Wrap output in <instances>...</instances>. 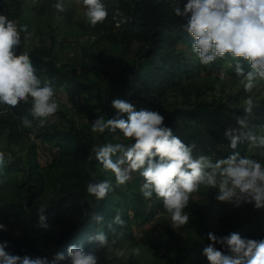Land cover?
<instances>
[{
    "label": "rangeland",
    "instance_id": "374dc122",
    "mask_svg": "<svg viewBox=\"0 0 264 264\" xmlns=\"http://www.w3.org/2000/svg\"><path fill=\"white\" fill-rule=\"evenodd\" d=\"M55 2L0 0V14L18 21L20 25H27L28 33L24 34V37L27 36V39L24 38L26 50H50L58 68L76 73L80 79L88 82L90 91L72 96L66 84L53 86L59 110L48 118L43 128L36 129L20 142L14 141L7 126L0 125V152L6 153L5 164L0 172V179L6 178V182L0 185V223L5 225L6 230L0 231V237L12 235L33 238L22 215L28 197L46 206L62 196L61 181L70 172V159L59 147L56 148L43 137L45 132L55 128L69 130L74 126L85 130L93 145L131 143L119 131L112 134L106 130L99 134L91 130V123L100 115L106 119L115 116L116 110L111 107V102L116 99L114 91L121 88L124 82H128L131 88L128 95L121 99L133 104L136 110L159 111L165 117L175 106L199 108L202 122L195 127L181 126V133H196L199 137L194 155L209 156L204 150L203 139L200 140V134L206 132L207 127H239L236 118L245 114H239L238 111L245 107L244 101L249 96L257 105L252 115L247 117L249 126L258 135H264V128L260 127L263 123L258 122L260 119L257 115V112H264V81H258L251 93L245 92L240 78L233 73L234 67H229L230 59L219 61L218 58L204 65L194 77L185 79L189 86L186 92L172 91L159 102L154 101L150 95H145L143 100L141 96L144 95L137 89L141 85L132 76L131 69L142 60L147 46L139 41L125 45L111 40L107 29L100 30L107 21L92 27L86 20L83 6L77 0H63L64 12H57L52 7ZM184 3L186 0H173L174 6L183 7ZM113 34L119 37V31ZM182 46L188 58L196 60L190 48ZM10 114L11 108L0 105V116L8 117ZM216 144L218 147H226L223 142ZM247 146L246 157L264 163V153ZM255 150L259 155H255ZM44 152L51 156L49 162H42L41 155ZM92 159L96 160L93 153ZM95 163L90 166L94 178H108L119 192L127 194L131 200L136 194H141L140 186L144 181L138 172L132 173V179L127 185L118 187L114 174L105 171L98 161ZM119 192L115 191V194L121 198ZM217 194V189L201 186L198 192L192 194L185 209L190 214L189 223L175 229L163 206L157 208L160 200L153 195L151 199H145L148 215L143 219H132L133 233L111 245V251H100L109 258L111 264H209L202 255L203 248L210 243L209 232L218 237L235 232L241 237L264 239V209L257 210L252 204L234 207L218 201ZM63 214L73 218L77 216L74 212ZM130 216H134L133 210H130ZM59 231L60 227L57 226L56 234ZM131 247L140 248L138 257L130 254H126V257L116 256V249ZM216 248L228 253L224 245L217 244Z\"/></svg>",
    "mask_w": 264,
    "mask_h": 264
},
{
    "label": "clouds",
    "instance_id": "9594fccd",
    "mask_svg": "<svg viewBox=\"0 0 264 264\" xmlns=\"http://www.w3.org/2000/svg\"><path fill=\"white\" fill-rule=\"evenodd\" d=\"M82 5L87 22L95 27L103 23L108 11L103 0H77ZM52 7L57 12L65 11L63 0H56ZM174 13L184 19V30L192 38V51L202 65H209L219 59H230L229 67H234L235 75L247 93L264 81V0H186L183 7L176 6ZM22 33H28L27 25L0 14V105L16 108L21 102L31 103V117L21 118L23 128H43L49 117L59 110L55 90L42 84L37 69L33 66L28 51L16 54L21 46ZM27 39V36L24 37ZM247 64V69L245 68ZM245 115L237 117L238 128H228L225 136L230 147L239 144L249 147H264V135H258L249 126L247 117L257 107L249 96L244 101ZM111 107L115 116L106 119L97 117L91 124L93 133L103 134L106 130L119 132L131 143H107L93 145L91 152L105 171L114 174L116 186H125L132 179V173L143 177L140 192L145 199L153 195L161 200L164 211L175 229L189 223L190 214L185 211L192 194L201 186L217 189L216 199L220 202L240 207L252 204L257 210L264 209V163L242 157L233 152L227 158L215 161L210 156L194 155L195 144L186 145L165 125V117L159 111L136 110L134 105L123 99H114ZM126 114L127 118H123ZM260 127L264 128V125ZM119 154L118 158L113 159ZM6 153L0 152V172L5 164ZM6 178L0 179V185ZM109 181L88 182L86 191L96 202L104 200L112 191ZM47 207L38 209V226L47 228ZM102 215H94L97 223ZM113 224L123 225L119 210L108 224L109 230L119 235ZM5 225L0 223V231ZM210 243L202 250L209 264H264V239L241 237L239 233L218 237L208 233ZM96 248L85 251L83 246L70 245L66 255L56 252L49 261L47 257L32 258L29 255H15L6 249L8 242H0V264H60L70 260V264H98V249L112 250L105 232L89 237ZM217 244L227 247L225 254L216 248ZM117 257L126 254L139 256L140 248L116 249Z\"/></svg>",
    "mask_w": 264,
    "mask_h": 264
},
{
    "label": "trees",
    "instance_id": "16d2710c",
    "mask_svg": "<svg viewBox=\"0 0 264 264\" xmlns=\"http://www.w3.org/2000/svg\"><path fill=\"white\" fill-rule=\"evenodd\" d=\"M107 7V23L100 27L101 31L107 29L109 38L114 41H120L125 45H130L135 41L142 42L147 46L142 60L131 69V74L141 87L137 88L140 94L150 95L154 101H161L172 91L186 92L189 89L185 79L194 77L198 71L204 67L196 60L188 58L182 45H187L192 51V38L184 30V19L177 17L174 13L173 0H103ZM109 25V26H107ZM115 31H119V37H116ZM112 34V35H111ZM16 54L28 51L33 66L37 69L42 84L48 83L53 86L67 85L68 91L72 96L80 95L83 91H90L88 82L80 79L76 73L62 71L56 65L50 50L46 48H35L33 50L25 49L24 34L22 33V43L16 48ZM225 60V59H218ZM247 69V67H246ZM233 73L235 74L234 70ZM131 86L124 82L123 86L114 91L116 99L124 98L128 95ZM144 96L141 99L144 100ZM244 109V108H243ZM243 109L238 113H244ZM257 115L264 125V112H257ZM31 117V103L21 102L16 108H11V114L8 117L0 116V125L9 128L10 136L15 142H20L30 134L34 133L39 127L33 129L23 128L21 118ZM123 118H127L126 114ZM202 122V114L199 108L173 107L165 116V125L170 127L173 134L182 140L186 145L196 144L199 137L196 133H181V126L195 127ZM253 130V129H252ZM117 130L116 132H118ZM206 132L200 134V140L203 139L204 150L213 161L219 158H227L233 152H239L246 156L248 146L242 143L236 149L230 147V140L225 136L226 128L219 126L216 128L207 127ZM254 131V130H253ZM115 134V132H111ZM43 137L59 147L62 153L70 159V172L65 174L61 181L60 196L52 204L46 205L47 228L38 226V209L41 205L35 203L28 197L22 215L33 234V238L16 237L5 235L0 237V242L7 241L6 251L15 255H29L32 258L47 257L50 261L52 255L61 252L66 255L70 245L83 246L87 252L95 249V243L89 242V237L98 232H105L109 241L113 239L119 243L125 235L133 233L132 219H143L148 215L145 207V198L142 194H136L131 198L121 193L112 185L107 197L96 202L94 197L88 195L86 184L88 182L109 181L103 176L94 178L90 166H94L97 160L92 159L91 148L93 142L88 133L83 129H77L71 126L69 130L54 129L47 131ZM217 142H223L226 147H218ZM259 153H264V147L255 148ZM255 155L259 153L255 150ZM119 154L113 159L118 158ZM10 167V166H9ZM143 179V177H141ZM119 192L121 198L115 194ZM161 200L157 208H161ZM133 215L130 216V210ZM156 208V209H157ZM119 210L123 225L113 224L112 227L119 235H115L108 228L109 222ZM64 212H74L75 218L67 217ZM102 215L103 221L97 223L93 220L94 215ZM207 218V215L204 216ZM60 231L56 234V227ZM98 264H111L109 258L103 254L100 249L96 251ZM60 264H70V260L61 261ZM133 264V263H128Z\"/></svg>",
    "mask_w": 264,
    "mask_h": 264
},
{
    "label": "built area",
    "instance_id": "2783aa9c",
    "mask_svg": "<svg viewBox=\"0 0 264 264\" xmlns=\"http://www.w3.org/2000/svg\"><path fill=\"white\" fill-rule=\"evenodd\" d=\"M223 77H224V75H223ZM142 95H145V93L143 92ZM65 100H66V102H68L67 98ZM50 159H51V156L47 152L42 153V155H41L42 162H49Z\"/></svg>",
    "mask_w": 264,
    "mask_h": 264
}]
</instances>
